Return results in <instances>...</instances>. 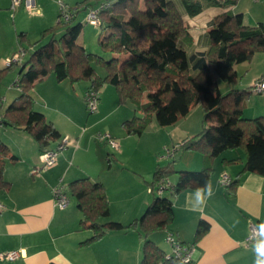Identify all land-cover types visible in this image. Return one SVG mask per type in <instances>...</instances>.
I'll use <instances>...</instances> for the list:
<instances>
[{
  "label": "crops",
  "instance_id": "obj_1",
  "mask_svg": "<svg viewBox=\"0 0 264 264\" xmlns=\"http://www.w3.org/2000/svg\"><path fill=\"white\" fill-rule=\"evenodd\" d=\"M83 1L36 0L38 12L32 14L24 7L12 11L11 0H0V71L12 67L6 78L11 82L16 80L15 83L19 81L21 64L29 60L27 55L30 57L39 48L35 44L46 30L59 24L60 4L74 7ZM173 1L190 25L193 44L186 48L188 56L206 53L212 45L208 35L210 23L222 9L209 8L190 17L181 0ZM263 4L258 0H240L232 11L242 16L245 25L255 26L264 22ZM96 6L90 5L77 17L84 14L83 30L77 43L85 49L88 47L84 24H87L88 11ZM91 27L97 30L96 37L99 38L100 29ZM20 34L25 37L20 38ZM22 48L27 51L23 49L25 55L20 64L7 66V60ZM232 51L243 53V44H238ZM234 69L233 87L249 90L264 76V52L253 54L249 61ZM17 72L19 76H13ZM76 85L58 82L50 74L31 91L35 107L42 108L36 110L44 114L60 134V139L54 141L50 149H56L64 138L72 141V145L59 155L55 166L43 169L39 145L28 132L2 126L0 138L17 161H7L4 178L10 187L0 192L3 206L0 210V253L19 252L20 256L15 261H0V264H141L144 240L137 230L109 232L101 240L88 243L93 233L82 229L83 216L77 201L71 199L70 205L61 210L55 204L54 189L63 185L70 193V184L84 178L101 182L110 202V217L102 223L129 225L139 220L154 200L148 190L158 166L177 172L172 176L175 182L169 178L175 187L179 173L204 169L205 153L180 149L184 142L203 130V113L195 114L201 109L204 112L201 103L194 105L175 126L160 127L153 122L141 136H129L123 123L139 115L131 103H122L116 89L107 85L99 93L97 112L87 116L84 98L89 85L81 86L82 98L72 90H79ZM219 87L222 92L220 84ZM231 89L229 85L226 93ZM67 97L73 104L65 101ZM200 105L201 109L198 108ZM244 117H264V95L253 94L248 98ZM99 134L110 135L119 143V148L98 144ZM166 146H178L175 157L178 161L174 165L158 161ZM246 159L243 149L225 150L214 158L209 177L200 176L175 195L168 191V199L174 203L173 221L162 231L164 237L154 234L151 240L169 253L171 248L165 239L168 233H173L181 243L194 247L193 264H256L255 246L264 241V228L261 227L264 226V176L242 173ZM235 160L239 161L231 163ZM224 174L235 182L234 186L220 184ZM208 187L211 196L207 194ZM201 222L209 229L197 239ZM252 224L262 231V235L256 242L248 244Z\"/></svg>",
  "mask_w": 264,
  "mask_h": 264
},
{
  "label": "trees",
  "instance_id": "obj_2",
  "mask_svg": "<svg viewBox=\"0 0 264 264\" xmlns=\"http://www.w3.org/2000/svg\"><path fill=\"white\" fill-rule=\"evenodd\" d=\"M181 1L190 17L209 8L222 9L210 23L208 35L212 45L206 53L188 56L186 48L193 44L190 25L173 0H143V4L142 0H85L70 7L74 15L71 22H59L46 30L35 44L39 48L21 64L18 81L21 92L5 110L2 126L28 132L39 145L41 154L51 151L52 143L60 139V134L44 114L36 111L31 91L36 83L53 74L58 82L68 81L72 86L88 84L86 95L91 91L99 95L105 86H113L120 101L131 103L141 115L123 123L129 136H141L154 119L161 127L175 125L194 105L201 103L205 112L203 130L184 142L180 149L205 153V166L201 172L179 173L177 186L169 190L174 195L200 176L209 177L214 158L225 150L243 149L247 159L242 173L264 176V117L245 118V102L253 93L251 88L233 87L235 66L249 61L255 53L264 52V22L245 25L242 16L232 11L240 0ZM106 2L112 6L101 15L98 44L105 53L113 55L109 60L89 53L77 43L83 30V25L76 23L77 17L90 5ZM238 44H243V53L232 51ZM122 54L126 55L125 59L121 58ZM99 66L105 69V77L99 76ZM11 69L0 71V82ZM222 79L232 88L226 94L219 87ZM8 160L16 162L17 158L0 138V192L10 187L4 178ZM176 173L171 168L158 166L151 187L170 180ZM69 190L83 216L82 229L93 233L88 243L101 240L109 232L134 229L144 240L141 264H183L168 258L170 252L166 253L151 240L152 235L173 221V200L163 197L168 191L162 196L154 194L153 202L139 220L129 225L118 222L106 225L102 221L110 217V202L104 184L84 178L72 182ZM208 229L201 222L197 239Z\"/></svg>",
  "mask_w": 264,
  "mask_h": 264
},
{
  "label": "built area",
  "instance_id": "obj_3",
  "mask_svg": "<svg viewBox=\"0 0 264 264\" xmlns=\"http://www.w3.org/2000/svg\"><path fill=\"white\" fill-rule=\"evenodd\" d=\"M263 1L264 0H258ZM12 11H16L20 7H24L28 12L35 14L38 12L36 10V0H11ZM112 6L111 2H106L97 5L95 8H92L88 11L86 17V23L100 29L102 26L101 15L103 12L109 10ZM73 10L70 6L65 4H60V22L69 23L73 19ZM25 51L22 49L17 53L12 59L7 60V66H10L13 63L20 64ZM251 91L255 95H264V76L259 78L251 87ZM85 102L87 110L93 114L97 112L99 107V95L97 92L91 91L85 96ZM0 126H2V116L0 115ZM101 143L109 144L114 149L119 148V143L114 140L110 135L99 134L97 137ZM72 145V141L67 137L62 140L60 145L51 151H47L40 155V160L42 161L43 169H49L55 166L58 162L59 155L69 146ZM178 146H166L163 148L162 153L159 156L160 161H171L175 160L176 152ZM232 179L224 174L221 178L220 184L222 186L229 187L232 185ZM175 186L171 183L170 180H162L156 186L149 188V193L162 196L165 192L169 190H174ZM54 201L58 208L61 210L66 209L71 202L70 194L65 186L59 185L54 191ZM0 210H3V206L0 204ZM262 235V231L255 225L250 226V234L248 238V244L256 242ZM166 242L170 246V256L168 258H174L179 260L183 264H193V253L194 247L181 243L173 233H168L166 236ZM20 256L19 252L11 253H0V261H15Z\"/></svg>",
  "mask_w": 264,
  "mask_h": 264
},
{
  "label": "rangeland",
  "instance_id": "obj_4",
  "mask_svg": "<svg viewBox=\"0 0 264 264\" xmlns=\"http://www.w3.org/2000/svg\"><path fill=\"white\" fill-rule=\"evenodd\" d=\"M259 2H263V1H259ZM264 3V2H263ZM142 4H143V0H142ZM143 6V5H142ZM263 6H264V4H263ZM83 17H84V14H82L81 15V17L79 18V19H77V21H76V23H82L83 24V22H82V20H83ZM97 31V30H96ZM96 31L93 29V27H91V25H89V24H84V32H85V34H86V43H87V51L89 52V53H92V54H96V55H99V56H102L103 58H106L107 60H109V59H111L112 57H113V55L112 54H108V53H105L102 49H101V47L99 46V44H98V37H96ZM80 39H82V37L80 38ZM81 42V41H80ZM29 58V54L27 55V57H26V59H28ZM121 58L122 59H125L126 58V55H124V54H122L121 55ZM25 59V58H24ZM19 72V71H18ZM18 72L16 73V74H13V76H15V77H17V76H19L18 75ZM97 72H98V74H99V76H101V77H105L106 76V71H105V69L103 68V67H101V66H99L98 68H97ZM1 79V78H0ZM11 79L10 78H5V79H3L1 82H0V115H2V114H4V112H5V110L12 104V102L20 95V89H19V87H18V82L17 83H15L16 82V80H15V82H11L10 81ZM81 85H76V86H79V90L77 91V89L75 88H73L72 90L74 91V92H76V94H78L81 98H82V92H81V86H86V84L85 83H80ZM219 84H220V86H221V89H222V92H223V94L225 93L226 94V89H227V87L229 86V84H228V82L227 81H224L223 79L222 80H220L219 81ZM110 88H114V87H110ZM102 91V90H101ZM65 101L66 102H70V103H72V101L67 97L66 99H65ZM84 102H85V98H84ZM73 104V103H72ZM85 105H86V102L84 103ZM198 108H200L201 109V105L198 107ZM35 109H37V110H39V109H42L41 107H38V106H36L35 107ZM36 110V111H37ZM191 111V110H190ZM85 112H86V114H87V116H90L91 115V113L87 110V106H86V108H85ZM196 112V111H195ZM194 112V113H195ZM199 113H195L196 114V116H199L200 114H201V112L203 113V119H204V117H205V112H203V110L201 109V111H198ZM198 114V115H197ZM140 115V114H139ZM141 116V115H140ZM182 120V119H181ZM181 120L180 121H178L176 124H178V123H180L181 122ZM153 122H155V123H157L158 124V122L154 119V121ZM152 122V123H153ZM151 123V124H152ZM150 124V125H151ZM175 124V125H176ZM159 125V124H158ZM175 125H172V126H175ZM161 127V126H160ZM169 127H171V126H169ZM2 129H3V127L2 126H0V132L2 131ZM96 142H98V144H103V143H101V141L97 138L96 139ZM176 155H177V153H176ZM159 159V158H158ZM158 161H160V160H158ZM178 160H176V158H175V160H171V161H165V162H167V163H163L164 165H168L169 163H171L172 165H174L176 162H177ZM184 173H187V172H184ZM170 178H172V181L173 182H175V179L171 176ZM169 194H168V192L163 196L164 198H169ZM70 198L72 199V202H76V199H75V197H73L72 195L70 196ZM156 234H158V236L161 238V237H164V232H162V231H159V232H156Z\"/></svg>",
  "mask_w": 264,
  "mask_h": 264
},
{
  "label": "clouds",
  "instance_id": "obj_5",
  "mask_svg": "<svg viewBox=\"0 0 264 264\" xmlns=\"http://www.w3.org/2000/svg\"><path fill=\"white\" fill-rule=\"evenodd\" d=\"M207 194L211 196V188H207ZM264 228V226H261ZM256 252V264H264V241L260 242L258 245L255 246Z\"/></svg>",
  "mask_w": 264,
  "mask_h": 264
}]
</instances>
